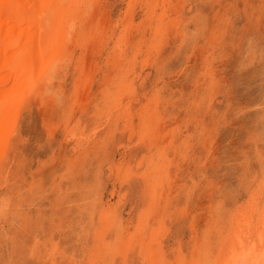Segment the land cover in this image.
<instances>
[{"label":"rangeland","instance_id":"obj_1","mask_svg":"<svg viewBox=\"0 0 264 264\" xmlns=\"http://www.w3.org/2000/svg\"><path fill=\"white\" fill-rule=\"evenodd\" d=\"M88 2L92 46L10 118L0 264H234L236 214L264 208V0Z\"/></svg>","mask_w":264,"mask_h":264},{"label":"bare ground","instance_id":"obj_2","mask_svg":"<svg viewBox=\"0 0 264 264\" xmlns=\"http://www.w3.org/2000/svg\"><path fill=\"white\" fill-rule=\"evenodd\" d=\"M147 1L148 0H146V2ZM91 3L88 2V0L87 1L83 0L80 3H77V0H72V1H70V0H0V148L5 146V144L8 141V136L10 135V133L12 134V132H13L14 126L12 124H9V123H13L14 118L13 119H10V118L17 115L16 113L18 112V110H20V104L19 103H21V101L23 103L27 102V99L24 98L26 95L23 97L22 94L28 88L36 87V89L37 88L40 89L45 85V83H43V80L45 81L46 75L48 73H51V70L53 69L52 67L54 65L53 62L55 61V58H57L56 55L57 54L60 56L63 55L64 57L70 59V58L74 57L73 55L75 54V53L72 54L71 50H70L73 45L75 46L80 42L79 48L80 49L84 48V50H87V51L89 50L88 49L89 46L90 45L92 46V43H90L91 40L89 41L88 35L86 36V35H84V33L82 34L79 30L80 28H82L81 31L87 30L88 28L86 29V26H87L86 24L89 22L88 21L89 18L92 19V17H93V19H95L98 16L96 10L92 11V9H91L92 4ZM153 3H154V1H153ZM153 3H152V6H153ZM99 4H101V3H99ZM143 4H145V3H143ZM133 5H135V4H133V2L130 3V7H132ZM148 6H150V5H148ZM94 7H96V6H94ZM145 7H146V5H145ZM99 8H100V6H99ZM97 10H98V8H97ZM126 13H127V15H131L130 14L131 10L128 9V11ZM86 16H88L87 19L85 18L87 22L84 21V19H83ZM157 19H159V18H157ZM90 21H92V20H90ZM84 22H86V23H84ZM78 25H81V27ZM94 25H96V24H94ZM99 27H102V26H99ZM102 29L103 28L100 29V32L102 31ZM95 32H96V30H95ZM103 32H104V30H103ZM92 34H95L94 31L92 32ZM92 34H90V35H92ZM104 34H105V32H104ZM99 37H98V41H99ZM96 39H97V37H96ZM76 47H78V46H76ZM139 47H141V46H139ZM93 48H95V47H93ZM93 48H92V50H93ZM115 50L119 51L118 49H115ZM80 52H81V50H80ZM94 52H95V50H94ZM86 53L83 51L81 52V55H80L81 58L80 59L83 62H85L84 59L86 57H84V55H86ZM121 54L118 53L119 56ZM60 59H61V61L63 60V62L65 61L63 58H60ZM113 63H115V62H113ZM84 68H86V67H84ZM85 77H86V75H85ZM79 78H81V77H79ZM79 80H82V79H79ZM40 83L41 84L43 83V85H40ZM21 105H22V103H21ZM4 131L7 133L6 135H4V133H5ZM3 154L4 153L0 152V158L2 157ZM160 168H162V167H160ZM156 172H158V171H156ZM162 174H163V172H162ZM155 179H156V177H155ZM255 200H257V199H255ZM249 205H250V207L248 208L249 210L246 211L244 215H242L241 213L238 215L236 214L235 219L232 222V227H231L232 232L231 233L229 232V234L227 235L228 247L225 251L226 252L228 251V253H229V251H233L234 253L237 254V256L235 258H233L235 260L234 264L237 263L239 260H241V262H243L244 258L246 260L248 258L250 259V256L256 258L259 256V253H260V257H261V254H263V256H264V208H263V211L261 212L260 216L257 215L258 216L257 222L254 223V221H253V215L254 214L253 213H254V210L256 208L255 201H254L253 205L252 204H249ZM109 209H111V208H109ZM141 223L143 224V222H140V224ZM139 229H140V227H139ZM137 231L139 232V230H137ZM115 232H116V230H115ZM143 234H144V232H143ZM151 234H150V236H151ZM133 235H136V234H133ZM133 239H135V238H133ZM140 241L142 242V240H139V242ZM146 242H148V241H146ZM123 243H125V242H123ZM128 244H131V243H128ZM140 244L141 243H139V245ZM251 244H252V246H251V248H249L250 251L248 250L249 251L248 252L247 249H248V247H250ZM143 246H146V244L142 245V249H144ZM224 246L226 247V244ZM146 249L148 250L147 247H146ZM121 250H123V249H121ZM222 250H223V248H222ZM124 251L125 250L121 251V253ZM151 251H150V253H151ZM253 251H254V254H253ZM249 254H251V255L249 256ZM155 255H156V253H155ZM229 255L231 256V254H229ZM245 256H248V258H246ZM145 257L147 258V256H145ZM151 257L152 256H150V258ZM224 257L227 258L228 256L225 255ZM228 260L229 259H226V261H228ZM256 260H257V258H256ZM223 261L224 262H221V264H226L225 259H223ZM157 264H159V263H157ZM258 264H260V263H258Z\"/></svg>","mask_w":264,"mask_h":264}]
</instances>
